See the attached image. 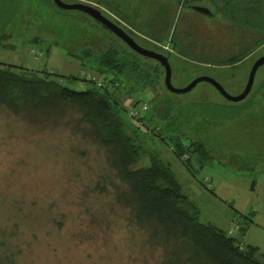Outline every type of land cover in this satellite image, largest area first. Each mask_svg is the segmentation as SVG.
Listing matches in <instances>:
<instances>
[{"label": "rangeland", "instance_id": "1", "mask_svg": "<svg viewBox=\"0 0 264 264\" xmlns=\"http://www.w3.org/2000/svg\"><path fill=\"white\" fill-rule=\"evenodd\" d=\"M61 1L98 9L139 46L166 56L176 88L209 76L237 95L264 57V0ZM0 12V22L9 18L0 27V62L76 76L62 81L71 89L104 85L96 58L110 49L157 66V82L123 75L113 85L126 132L144 152L136 166L157 159L167 165L203 222L256 247L262 259L264 64L240 102L226 101L207 83L176 95L165 89L158 62L134 54L87 14L50 0H11ZM78 118L74 108L45 119L0 106V264H161L162 251L115 201L114 186L122 187L104 152L73 129ZM179 135L200 140L207 157L176 155ZM234 223L243 230L231 229Z\"/></svg>", "mask_w": 264, "mask_h": 264}, {"label": "trees", "instance_id": "2", "mask_svg": "<svg viewBox=\"0 0 264 264\" xmlns=\"http://www.w3.org/2000/svg\"><path fill=\"white\" fill-rule=\"evenodd\" d=\"M230 1L226 0L225 4ZM8 2L11 0H0V6ZM212 3L216 5L214 0ZM8 19L0 22V27ZM96 59V72L103 76L104 85L96 87L91 81L82 90L62 83L78 80L76 76L38 72L0 62V106L14 115L45 119L64 115L65 110L74 108L79 118L74 121L73 129L87 135L104 152L105 164L122 187L114 186L115 201L128 209L137 227L146 231L148 243L162 251L161 264H264V256L258 259L256 247L241 245L225 231L200 219L167 165L157 159L147 166H136L144 152L126 132L113 85L123 75L131 80L157 82V66H144L128 54L119 58L116 50L111 49ZM181 136L175 139L176 155L195 151L202 159L207 157L206 146L200 140L188 141ZM236 225L238 231L243 230Z\"/></svg>", "mask_w": 264, "mask_h": 264}, {"label": "water", "instance_id": "3", "mask_svg": "<svg viewBox=\"0 0 264 264\" xmlns=\"http://www.w3.org/2000/svg\"><path fill=\"white\" fill-rule=\"evenodd\" d=\"M53 4L65 11H79L84 14L90 16L94 21L100 23L103 27L109 30L115 37H117L125 46H127L131 51L135 54L141 56L145 60H154L158 62V64L163 67L164 70V78H163V85L165 89L172 93V94H186L190 92L197 84L199 83H207L211 85L221 97H223L228 102H240L246 98V96L250 93L255 74L257 69L264 64V57H259L251 66V69L248 73L247 81L242 89V91L237 95H230L226 90L222 87L220 83H218L215 79L209 76H198L191 80L187 85L181 88H176L171 83V68L168 63L167 57L161 53L154 52L149 49H145L139 46L133 39L130 37L122 28L108 20L102 13L87 4L82 3H65L61 0H51ZM193 11L204 14V15H211V12L208 8L203 6H190Z\"/></svg>", "mask_w": 264, "mask_h": 264}, {"label": "built area", "instance_id": "4", "mask_svg": "<svg viewBox=\"0 0 264 264\" xmlns=\"http://www.w3.org/2000/svg\"><path fill=\"white\" fill-rule=\"evenodd\" d=\"M143 110H145L146 108L145 107H143L142 108ZM235 225V226H234ZM234 227V228H233ZM239 227H238V225H236V224H233L232 225V228L231 229H233V230H237Z\"/></svg>", "mask_w": 264, "mask_h": 264}, {"label": "bare ground", "instance_id": "5", "mask_svg": "<svg viewBox=\"0 0 264 264\" xmlns=\"http://www.w3.org/2000/svg\"><path fill=\"white\" fill-rule=\"evenodd\" d=\"M51 1V0H50ZM57 8V7H56ZM65 11V10H64ZM105 29V28H104ZM108 31V30H107ZM126 33H128V32H126Z\"/></svg>", "mask_w": 264, "mask_h": 264}]
</instances>
